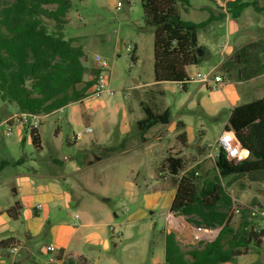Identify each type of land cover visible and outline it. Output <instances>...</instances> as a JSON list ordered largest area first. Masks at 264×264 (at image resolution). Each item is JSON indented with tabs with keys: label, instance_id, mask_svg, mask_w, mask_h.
<instances>
[{
	"label": "rangeland",
	"instance_id": "rangeland-1",
	"mask_svg": "<svg viewBox=\"0 0 264 264\" xmlns=\"http://www.w3.org/2000/svg\"><path fill=\"white\" fill-rule=\"evenodd\" d=\"M3 1L12 0H0ZM118 3L123 6L119 8ZM178 6L182 18L186 21L203 24L210 17L216 19L198 32L199 45L205 47L208 53L201 65L190 68V83L184 90L178 83L155 82L154 29L145 24L140 0H72V8L67 16L68 24L64 31L66 39H73L75 45L82 46L88 56V61L85 62L88 68L86 81L97 77L94 70H98L101 64L96 57H101L102 62L107 63L103 74L108 87L115 95L104 94L101 98H87L82 104L71 105L65 113L43 120L42 125L41 118L39 133L42 136L43 152H39L32 145L29 129L26 128L21 134L22 125L12 124L11 136L7 135L8 127L1 123L8 116L14 115L16 108L14 104L5 103L0 99V206L9 208L15 201L11 191L14 187L11 178L14 173L29 174L32 166L42 167L49 163L59 169L61 166L56 161L64 162L74 158L77 163H83L78 178L75 179L76 175H71L76 180L70 186L74 194L81 192L94 196L98 202L104 203L112 214L117 205L120 209L125 208L119 205V202L117 204L104 201L116 188L111 186V182L130 166L133 169V178H136L137 172L141 174V179L138 180L141 185L144 184L142 177L147 178L153 172L164 174L168 167L167 160H164L165 152L175 145L177 135L180 136L184 132L181 127L178 128V133L168 132L170 128L158 129L150 136L163 135V143L158 141L157 135L145 140L137 127V123L146 117L145 107L156 114L169 110L171 125L181 120L191 127L192 140L187 139L185 143L179 140L176 145L179 148L185 146V149L183 154L177 156L183 159L186 169L197 159L202 160L198 167L200 172L210 169L211 172H207L209 177L205 174L196 176L200 188L214 179L215 163L211 157H207L208 148H211L221 132L225 131L223 125L232 111L223 91L233 90L240 94L236 106L264 98V76L243 83L236 71L227 75L221 65L250 41L264 39V0L258 1L260 11L250 7L238 19H233L227 13L223 0H190V5L179 3ZM133 56L137 59L135 62ZM262 58L264 60V54ZM221 60L220 66L212 72L213 75L223 77L225 85L206 89L202 84L191 82L196 73L203 75L210 72ZM75 109H79L77 117L72 114ZM83 113L95 117L89 119ZM89 127L93 129L91 134L85 132ZM78 133L82 134V139L74 144V134ZM22 137L26 138V143L19 142L16 145L13 158L17 161L11 162L13 159L6 153L5 145ZM68 142L73 145H68ZM116 147L118 152L120 149L127 151L124 154L126 159L118 163L117 167L115 164L123 154L114 153ZM19 163L21 166H17ZM70 171L69 169L68 172ZM223 184L242 209L241 214H235L233 206L232 226L237 229L245 213L253 226L264 229V217L252 215L255 209L264 213V181L252 182L248 177H229ZM148 186L150 188V185ZM130 207L132 206L127 208ZM148 222L150 223V220ZM22 223V220L10 221V225L20 232L23 230ZM130 243L137 244L142 249L146 237ZM122 255V252L118 253L119 257ZM241 261L251 264L264 263V245L252 247L247 257L233 264H240ZM41 262L47 264L48 258Z\"/></svg>",
	"mask_w": 264,
	"mask_h": 264
},
{
	"label": "trees",
	"instance_id": "trees-1",
	"mask_svg": "<svg viewBox=\"0 0 264 264\" xmlns=\"http://www.w3.org/2000/svg\"><path fill=\"white\" fill-rule=\"evenodd\" d=\"M227 13L238 19L259 0H223ZM145 24L154 29L155 82H172L184 86L189 70L203 63L208 50L199 45L198 32L216 19L203 24L186 21L178 4L190 5V0H140ZM72 0H12L0 2V99L14 104L21 114L51 115L71 104L82 103L95 85V79L85 81L88 70L84 48L66 39L65 27ZM224 18L225 15H222ZM264 40L250 42L236 50L223 63L222 70L233 71L247 82L264 76ZM137 59L133 56V61ZM96 74L99 70H94ZM97 76V75H96ZM146 117L137 123L143 136L158 124L170 123L169 110L162 114L144 108ZM178 127L184 128L183 123ZM233 131L248 157L235 163L224 154L216 160L217 175L202 188L195 173L179 179L184 169L182 158L167 159V169L173 177L177 193L171 212L186 218L194 227L219 230L212 242L183 248L175 234L166 236L165 264H224L247 255L252 247H261L264 230L249 222L245 213L238 228L232 226L233 197L223 181L229 177H248L252 182L264 181V98L235 107L225 127ZM179 140L185 143L187 133ZM32 145L41 152L42 138L31 130ZM19 202L5 211L10 221H19ZM16 246L15 239L0 242L1 249ZM61 258V254L58 256ZM13 264H23L14 262Z\"/></svg>",
	"mask_w": 264,
	"mask_h": 264
},
{
	"label": "crops",
	"instance_id": "crops-1",
	"mask_svg": "<svg viewBox=\"0 0 264 264\" xmlns=\"http://www.w3.org/2000/svg\"><path fill=\"white\" fill-rule=\"evenodd\" d=\"M222 60L210 72L215 71L222 63ZM223 80L225 81L224 78ZM241 82L244 83V81ZM223 85L225 84L223 83ZM203 87L213 89L212 84L203 85ZM226 91H223L226 102L230 103L233 110L237 107L240 94L233 90ZM71 105L51 115L41 116V125L43 124V120L65 113ZM15 108L16 113L8 116L1 124L4 125L10 118L21 114L16 106ZM202 108L205 111L207 110L206 107L202 106ZM78 112L79 109H75L72 114L77 117ZM83 115L89 119L95 117V115L88 113H83ZM230 115L231 113L229 117ZM228 120L224 123L223 129L228 124ZM15 123L17 122H12L11 125ZM179 123H183L184 128L182 131H187V139L189 141L192 140L191 127L181 120L171 125V119L167 125L158 124L152 127L144 135V139L149 140L151 137L157 135L159 137L158 141L163 143V135L156 134L150 136L151 133L154 130H164L167 128H170V131H168L170 133H178ZM20 130L21 134H23L26 128L20 126ZM79 141L74 139V144H77ZM19 142L26 143V138L22 137L18 141L15 140L5 145L6 153L13 159H8L11 162L17 161L13 157L16 153V145ZM174 143L175 145L179 143L178 135ZM68 145H73V143L68 142ZM175 145L168 148L170 151L165 152L164 160L175 156V158H179L177 155L184 153L185 146H183L184 148H179L177 145L175 147ZM85 148L89 149L86 146ZM114 150H116L114 153L123 154L124 156L120 157L121 159L119 158V161H122H118L115 164L117 167L118 163L126 159L124 154L127 151H121L122 149H120L118 152L117 147ZM208 151L207 157H210L212 147L208 148ZM246 152L245 159L249 155V152ZM66 161H56L61 166L59 169L54 164L49 163V165L42 167L40 165L32 166L30 168L31 173L29 174L17 172L12 175L14 187L11 191L15 197L13 205L15 202H19L22 206L19 221L22 220L23 222V230L20 232L17 228L11 226L10 220L5 215V211L13 205L9 208L0 206V242L7 239H15L16 241L14 248H0V264H13L14 262L42 264L41 261L49 257L46 251L48 246L56 247L57 252L54 253V256L57 258L61 254V258H58V264H165V239L167 235L175 234L180 245L186 249L187 247H190L189 249L196 247L202 242H212L217 237L218 231L212 237V240L206 239L205 235H202L201 239H197L196 227L190 225L185 217L171 212L170 209L177 189L173 185V177L169 174L167 167V171L164 174L162 172L160 174L153 172L147 178L142 177L144 181L142 185L138 183V180L141 179L140 173H136V178L132 177V166L124 170L114 182H111V186H115L116 188L104 200L105 202L111 201L117 204L119 202L121 203L119 205L125 206V208L120 209L117 205L116 210L112 214L105 204L98 202L94 196H88L87 193L78 192L74 194L72 192L70 186L76 180L71 175H76L75 179H77L78 174L83 169V163H77V160L74 158L66 159ZM201 162V159H197L188 169H186L184 162V169L180 172L178 178L191 176L194 172L197 177H201V174L209 177V173L207 175V172H211L210 169L204 172L198 170ZM214 163L216 176L215 160ZM17 166H21V163ZM69 169L71 170L70 173L68 172ZM86 183L87 178L85 179V185ZM148 185H150V188ZM151 185L153 186L152 188ZM141 186H144V188ZM37 205H41V209H37ZM128 206L132 207L128 209ZM153 218L154 221H152ZM149 220L150 223L148 222ZM259 230L264 229L261 227ZM141 237L142 239L146 237V243L142 249L137 244L130 243V241H135ZM119 252H122V257L118 256ZM249 253L239 257L238 260L244 259ZM238 260L224 264H233V262H237ZM240 264L251 263L241 261Z\"/></svg>",
	"mask_w": 264,
	"mask_h": 264
},
{
	"label": "built area",
	"instance_id": "built-area-1",
	"mask_svg": "<svg viewBox=\"0 0 264 264\" xmlns=\"http://www.w3.org/2000/svg\"><path fill=\"white\" fill-rule=\"evenodd\" d=\"M123 5L121 3H118V7L121 8ZM132 51V49H130ZM96 60L101 64V67L98 68L99 73L97 74V77L95 78V85L92 90V94L88 98H101L102 95L107 94L109 96L115 95V92L112 91L108 85L107 80L103 74L105 68H107V63L102 62L101 57H96ZM191 82L196 84H203L208 85L212 84V88L216 89L220 87L224 80L221 76L213 75V72H208L206 74L201 75L200 73H196L195 76H193V79ZM181 88L184 90V86L180 85ZM40 120L41 116L32 115V114H19L17 116H14L10 118L8 121L5 122L4 125L8 127V136H11V123L17 122L19 125H22L23 127L31 130H38L40 127ZM86 133L91 134L93 133L92 128H87ZM74 139L76 141H79L82 139V134H74ZM247 150L242 147L240 142L235 137V133L233 131H224L221 136L217 139L215 144L212 146V154L210 157L213 160H216L219 155L222 153L224 154L228 160L234 161L235 163H239L243 160H245V153ZM37 209H41V205L36 206ZM234 212L235 214H241L242 209L241 207L236 203L234 200ZM253 216L258 217H264V213L261 210L255 209L252 213ZM217 231L212 229H206L203 227L196 228L197 239H201L202 235L206 236V239L212 240V237L215 235ZM219 232V231H218ZM217 232V234H218ZM217 236V235H216ZM215 240V238H214ZM213 240V241H214ZM46 251L49 255L47 264H54L57 263L59 260L56 256H54V253L57 252V249L55 246H48L46 248Z\"/></svg>",
	"mask_w": 264,
	"mask_h": 264
},
{
	"label": "water",
	"instance_id": "water-1",
	"mask_svg": "<svg viewBox=\"0 0 264 264\" xmlns=\"http://www.w3.org/2000/svg\"><path fill=\"white\" fill-rule=\"evenodd\" d=\"M87 60H88V57L85 56L84 61L86 62ZM218 234H219V232H218ZM218 234H217V236H218ZM215 239H216V238H215Z\"/></svg>",
	"mask_w": 264,
	"mask_h": 264
},
{
	"label": "bare ground",
	"instance_id": "bare-ground-1",
	"mask_svg": "<svg viewBox=\"0 0 264 264\" xmlns=\"http://www.w3.org/2000/svg\"><path fill=\"white\" fill-rule=\"evenodd\" d=\"M174 223V222H173Z\"/></svg>",
	"mask_w": 264,
	"mask_h": 264
}]
</instances>
